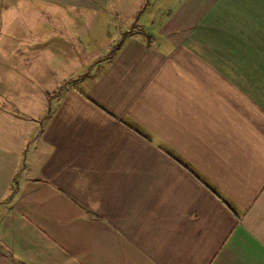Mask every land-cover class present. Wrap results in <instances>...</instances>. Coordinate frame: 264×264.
<instances>
[{
	"label": "crops",
	"instance_id": "0c3cea01",
	"mask_svg": "<svg viewBox=\"0 0 264 264\" xmlns=\"http://www.w3.org/2000/svg\"><path fill=\"white\" fill-rule=\"evenodd\" d=\"M104 6L0 0V75L36 66V22ZM135 22L99 62L40 60L22 113L0 86V264H264V0Z\"/></svg>",
	"mask_w": 264,
	"mask_h": 264
},
{
	"label": "rangeland",
	"instance_id": "374dc122",
	"mask_svg": "<svg viewBox=\"0 0 264 264\" xmlns=\"http://www.w3.org/2000/svg\"><path fill=\"white\" fill-rule=\"evenodd\" d=\"M179 1L181 2L183 0H105V6L102 11H89L88 13L84 11L68 12L72 13L71 16H73L74 19H77L73 22L74 27L71 26L67 29V38L60 36V38L56 36L52 38L45 37V34L53 33L56 27L54 24L48 23L47 21L44 23L43 21L41 22L42 24H46L45 26H42L40 22H36L35 30L38 35L35 38V42H39V47L35 46L32 40L30 43H22L20 48L22 52H26V54L28 53L29 55H33V52H37L39 59L36 60V66L32 69L27 67L23 71H20L14 66L8 69L6 74L0 75V86L3 88L2 91L5 93L4 96L6 97V100L4 99L3 102L4 109L14 114L22 113L17 112L18 108L15 104L23 101L24 95H27L28 100H30L32 95L38 90L34 81L37 76H33V74L29 73L35 72V68L40 60H42L41 66L43 70L46 71L49 68L56 67V64L54 65V56L55 60L57 56L59 57V60H56L59 65V63H62L65 59L68 61V53H72L73 50L79 46L85 47L86 50L89 51L90 59H84L82 62L85 63L89 61L90 64L99 62L105 56L109 55L108 52L114 49L111 43L114 44L115 48L118 46L116 43L120 40L121 35H123L121 31L133 30L131 28L134 27L136 23L135 20L146 26L141 27L142 32L140 37H144L143 39L148 42L149 39H147V37H149L152 31V28L148 26L149 20H160L163 18L165 10L168 8L169 11L172 10ZM143 7H146V9L143 10ZM57 18L63 19L60 14L57 15ZM12 19L16 18L13 17L11 20ZM97 28H100V32L103 29L104 33H98ZM60 30L62 29L57 28L58 32ZM72 32L74 33V38L77 32H81L82 43H77L75 39H73V41L69 40L71 38H69L70 36L68 35L69 33L72 34ZM102 35L103 39L101 40ZM16 39H21V37L17 36ZM102 41L105 43L106 47L110 46V51L107 50L108 52L106 55L101 52ZM153 43L154 41L151 44ZM51 50H54L55 55L50 53ZM47 55H49L51 59L50 65L44 58ZM9 71H11V73H9ZM49 77L50 75L48 74V78Z\"/></svg>",
	"mask_w": 264,
	"mask_h": 264
},
{
	"label": "trees",
	"instance_id": "16d2710c",
	"mask_svg": "<svg viewBox=\"0 0 264 264\" xmlns=\"http://www.w3.org/2000/svg\"><path fill=\"white\" fill-rule=\"evenodd\" d=\"M118 45V44H117Z\"/></svg>",
	"mask_w": 264,
	"mask_h": 264
}]
</instances>
